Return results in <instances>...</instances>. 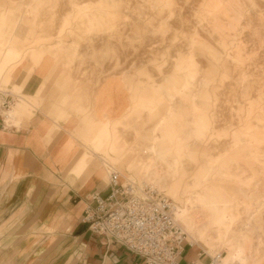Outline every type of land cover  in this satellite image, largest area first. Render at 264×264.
I'll return each mask as SVG.
<instances>
[{"label": "rangeland", "instance_id": "obj_1", "mask_svg": "<svg viewBox=\"0 0 264 264\" xmlns=\"http://www.w3.org/2000/svg\"><path fill=\"white\" fill-rule=\"evenodd\" d=\"M110 77L126 104L97 120L91 97ZM0 88L20 97L16 120L47 104L57 121L80 116L83 157L106 182L115 172L187 205L174 218L208 256L264 264V0H0Z\"/></svg>", "mask_w": 264, "mask_h": 264}, {"label": "crops", "instance_id": "obj_2", "mask_svg": "<svg viewBox=\"0 0 264 264\" xmlns=\"http://www.w3.org/2000/svg\"><path fill=\"white\" fill-rule=\"evenodd\" d=\"M50 68L48 60L38 61L27 84L30 96L36 95ZM110 79L91 97L88 115L97 120L113 119L126 104ZM52 105L51 111L47 104L30 120H16L18 126L0 130V264H145L83 224L91 195L105 198L107 182L99 162L83 157L79 149L75 134L80 116L57 121L48 115ZM137 158L132 165L138 171ZM155 164L149 173L162 171ZM201 251L185 239L178 264L207 263ZM244 258L243 264H252L253 257Z\"/></svg>", "mask_w": 264, "mask_h": 264}, {"label": "built area", "instance_id": "obj_3", "mask_svg": "<svg viewBox=\"0 0 264 264\" xmlns=\"http://www.w3.org/2000/svg\"><path fill=\"white\" fill-rule=\"evenodd\" d=\"M16 104L10 90L0 89V130L11 127L7 114ZM108 195L90 197L91 205L83 215V224L94 235L117 244L129 253L140 257L145 264H178L186 235L175 223L171 202L164 195L148 187L138 188L123 183L113 172L107 181ZM208 262L189 264H218L217 256Z\"/></svg>", "mask_w": 264, "mask_h": 264}, {"label": "bare ground", "instance_id": "obj_4", "mask_svg": "<svg viewBox=\"0 0 264 264\" xmlns=\"http://www.w3.org/2000/svg\"><path fill=\"white\" fill-rule=\"evenodd\" d=\"M25 14H28V9H26L25 10ZM6 60V59H5ZM187 85V84H186ZM186 85H185V87H186ZM0 89H2V88H0ZM5 89V88H4ZM7 90H9V89H7ZM10 92L13 94V96L15 97V99H16V104L12 107V109L10 110V112L7 114V116H6V120L9 122V123H11L13 126H18V122L16 121V119H15V117H14V111H15V109H16V106L18 105V103H19V101H20V97L16 94V93H14V92H12L11 90H10ZM168 111V112H167ZM165 112H167L166 114L167 115H171V110H166ZM166 114L164 115V118H162V121H164V119H165V117H166ZM237 143V142H236ZM139 170H138V172L140 173L141 171H143L144 169H143V167H140V168H138ZM111 173V172H110ZM113 173H115V172H113ZM119 178H120V180L123 182V183H129V184H131V185H134V186H137V185H135V184H133V183H131V182H128V181H125V180H122L121 179V175L119 174H117V173H115ZM108 177H109V173H108ZM138 188H143V187H139V186H137ZM148 188H150V189H153V190H155V191H157L158 193H160V194H162V195H164L163 193H161L159 190H157L155 187H151V186H148ZM167 199H169L166 195H164ZM170 200V199H169ZM170 204H171V212H172V217H173V220L175 221V223L181 228V230H182V232L186 235V233L184 232V230L182 229V227L176 222V220H175V218H174V214H181V216H183L182 214L183 213H185L186 211H187V209H188V206L187 205H185V206H183V207H179V206H176V207H174V204H173V202L170 200ZM189 201L188 200H186V202L185 203H188ZM225 219H226V216L224 217ZM186 222H188V220L186 221ZM188 226L186 227L187 228V230L188 231H192V225L190 224V223H188L187 224ZM204 234H202V236L201 237H198V234H196V236L200 239V240H202V241H204L205 239H204V236H203ZM186 239H187V236H186ZM199 240V241H200ZM215 256H217V260H218V264H222V256L220 255V252H215ZM215 256H213V257H215ZM212 257V258H213ZM243 260H244V258H243V252H242V250H240V249H236L235 251H233V253L230 255V261H233V262H239V263H241V262H243Z\"/></svg>", "mask_w": 264, "mask_h": 264}]
</instances>
